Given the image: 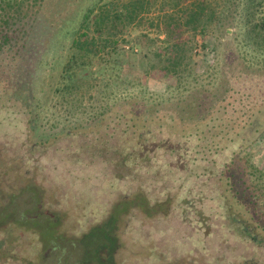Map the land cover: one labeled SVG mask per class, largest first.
<instances>
[{"label": "rangeland", "instance_id": "rangeland-1", "mask_svg": "<svg viewBox=\"0 0 264 264\" xmlns=\"http://www.w3.org/2000/svg\"><path fill=\"white\" fill-rule=\"evenodd\" d=\"M90 1H45L23 27L34 39L14 33L0 53V264H98L101 239L85 237L108 222L114 264H264V139L244 145L247 172L230 167L243 137L228 144L264 105V71L239 72L238 59L232 69L235 44L198 37L201 76L178 82L144 58L152 46L142 30H130L118 51L124 72L95 64L81 88L59 91L72 39L52 42L51 32ZM123 115L176 131L200 124L217 144L196 153L206 140L189 138L178 154L159 135L124 162L134 143Z\"/></svg>", "mask_w": 264, "mask_h": 264}, {"label": "trees", "instance_id": "trees-1", "mask_svg": "<svg viewBox=\"0 0 264 264\" xmlns=\"http://www.w3.org/2000/svg\"><path fill=\"white\" fill-rule=\"evenodd\" d=\"M45 1L47 0H0V53L6 46H10L15 38L14 33L22 32L23 36L20 37L24 41L34 39L33 34L24 30L23 27L29 24L30 20L33 23L38 22L39 19L36 16L45 5ZM91 1L90 4L82 8L83 12L80 13L79 18L76 17L78 14H75L66 20L69 27L51 32L54 27L47 26L46 21L48 20L44 19L45 32H43V36L48 37L51 32L50 41L52 42L58 34L69 36L72 39V50L63 69L64 86L59 91L69 92V90L81 88V85L86 81L85 77L96 74L92 70L95 64L101 66L103 63L101 69L106 72H124L125 69L118 51L119 47L127 41L126 38L130 30H142L138 39L145 38L152 46L144 58L150 60L154 58L161 64L160 68L166 75L178 82H182L185 78L198 81L201 76L197 72L194 54L195 41L198 37L209 38L214 44L217 40L221 42L223 39L230 46L235 44L238 48V53H236L238 56L235 54L231 56L234 57L230 62L232 69L235 65L241 66L242 63L243 68L239 72L264 71V0ZM18 28L20 29L18 30ZM39 38H42L41 33L38 34ZM136 41H134L136 46H141ZM140 50L141 48H138L135 53H139ZM131 51L135 55L134 46ZM237 59L241 63L237 64ZM160 68L155 66L153 69ZM85 74L86 76H84ZM116 78L120 79L119 76ZM120 117L126 127L123 132L129 135L128 141L134 143V145L123 149V153L129 148L133 149L130 153L121 154L124 155V162L134 155L144 156L145 152L153 150L156 146L154 138H159V135H163L161 137L164 138L161 143L167 144L164 147L172 151L173 147L175 148L182 142L183 145H189V138H195L196 141L200 140L201 142L206 140L204 148L199 144H194L192 150L196 153H200L198 148H201L203 152L205 148H209L208 151L211 152V146L217 144L213 140L215 134L210 135L209 138H203L207 133L211 134V129L205 130L204 126L200 124L176 131L173 130L172 125L165 126V123L159 124L155 120L141 121L139 118H127L125 115ZM251 117L254 120L252 118V121L246 124L243 130L235 131L234 138L228 140V144H234L236 137H243L241 139L244 144L241 145L238 152H234L231 158L230 167L233 166L234 170L244 168L247 172L248 168H255L250 160H246L240 155L246 143H253L256 137L264 139V105L258 107ZM137 120L141 123L137 124ZM234 128L232 126L233 131ZM243 131L247 134L250 131L253 134L259 131L260 133L258 136L246 138L243 136ZM227 134L230 135V133ZM177 138L179 139L176 140ZM187 149L188 147L182 150L187 151ZM180 151L181 148H175L173 152L179 154ZM124 162L122 164L126 166ZM248 163L250 164L248 165ZM140 198L137 196L136 199ZM113 230L114 226L108 222L104 226L95 228L85 237V240H93L98 237L101 239V246L98 252H95L99 259L98 264H114L111 262L116 244ZM104 250L107 252L105 258L102 257L105 255L102 254Z\"/></svg>", "mask_w": 264, "mask_h": 264}]
</instances>
